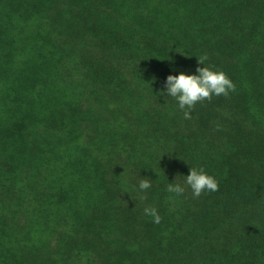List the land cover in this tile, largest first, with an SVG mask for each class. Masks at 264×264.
Returning <instances> with one entry per match:
<instances>
[{"label":"trees","instance_id":"trees-1","mask_svg":"<svg viewBox=\"0 0 264 264\" xmlns=\"http://www.w3.org/2000/svg\"><path fill=\"white\" fill-rule=\"evenodd\" d=\"M0 264H264V0H0Z\"/></svg>","mask_w":264,"mask_h":264},{"label":"clouds","instance_id":"clouds-1","mask_svg":"<svg viewBox=\"0 0 264 264\" xmlns=\"http://www.w3.org/2000/svg\"><path fill=\"white\" fill-rule=\"evenodd\" d=\"M205 60L204 56L198 58L199 64L204 66H198L194 73L188 74L181 71L175 75H168L164 81V89L161 93L165 98H174L178 109L183 111L185 119L191 118L190 112L197 102L221 94L226 96L230 91L235 90V85L227 74L206 66ZM183 177L182 182H176V179L174 182H168L166 191L179 196L185 192V186H187L191 189L193 196L199 197L202 193L216 191L219 187L216 177L203 168L190 167L189 174ZM151 184L152 180L143 177L138 183V188L145 191L151 187ZM143 211L152 218L153 223L161 222V216L155 207H145Z\"/></svg>","mask_w":264,"mask_h":264}]
</instances>
